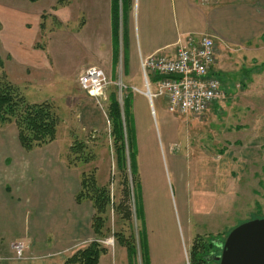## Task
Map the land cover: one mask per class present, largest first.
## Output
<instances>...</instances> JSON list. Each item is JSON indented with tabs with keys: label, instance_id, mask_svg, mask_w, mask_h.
<instances>
[{
	"label": "rangeland",
	"instance_id": "374dc122",
	"mask_svg": "<svg viewBox=\"0 0 264 264\" xmlns=\"http://www.w3.org/2000/svg\"><path fill=\"white\" fill-rule=\"evenodd\" d=\"M209 3L226 7L239 4L243 21L238 23L234 17L230 30L236 33L242 29L251 39L239 51L233 46L225 48L218 41L214 45L215 50L216 46L218 50L223 48L216 58L227 68L226 72L216 71L224 98L216 100L214 108L200 116L172 115L165 113L164 106L159 107L157 98L152 100L156 115L152 127L142 136L139 156L148 171V181L156 183L151 205L153 228H157L161 215L160 227L151 233L155 264H217L213 257L221 253L218 242L223 243L236 226L264 219V5L260 0ZM73 17L67 13V0H0V77H6L27 101L52 103L60 118L56 144H48L42 150L21 149L20 158L21 182L32 179L31 182L45 183L32 184L39 193L33 197L28 229L32 236L44 240L41 247L50 253L31 254L29 242L24 240L25 258L14 259L11 249L12 259L21 264H67V258L88 245L86 240H80L64 248L72 237V224L81 219V208L76 205L88 203L87 199L75 202L69 190L72 186L79 189L81 172L93 169L98 184H107L113 195L106 237L99 239L105 252L100 254L97 264H142L138 242L137 254L130 258L113 239L115 230L124 236L132 233L126 222L122 228L117 225L115 208L119 205L118 208L126 206L131 211L130 223L137 241L138 231L143 233L139 190L135 183L136 215L132 177L128 171L130 191L126 199L122 196L123 176L115 165L106 116L111 92L107 91V100L100 104L88 96L78 87V76L74 74L80 60L66 55L67 19ZM237 56L244 61V71L234 64ZM150 90L153 91L151 84ZM125 95L123 91L122 98ZM12 127L5 130L14 140ZM168 134L172 144L166 143ZM77 140L84 142L85 151L90 150L95 159L68 167V148ZM130 149L135 150L131 138ZM9 158L14 157L10 154ZM178 186L185 197L178 193ZM65 190L67 194L63 193ZM15 221H11L9 230L0 229L2 247L23 230L22 225L21 231L15 230ZM79 238L80 234H75L71 241ZM37 249L41 251L39 245ZM202 254L204 261H200Z\"/></svg>",
	"mask_w": 264,
	"mask_h": 264
},
{
	"label": "crops",
	"instance_id": "0c3cea01",
	"mask_svg": "<svg viewBox=\"0 0 264 264\" xmlns=\"http://www.w3.org/2000/svg\"><path fill=\"white\" fill-rule=\"evenodd\" d=\"M260 4L264 5V0H260ZM239 6V4H230L227 7L217 6L216 3H209V0H67V13L74 17L67 19L66 55L71 60H80L79 68L74 74L78 76L85 68L96 66L101 68L111 81L115 82L120 79L128 87L124 97L127 103L131 139L135 143L136 181L139 190L137 200L140 199L142 229L150 264L156 262L151 253L154 244L151 233L160 227L161 215L157 228H153L151 205L154 201L153 189L156 183L148 181V171L141 164L139 150L143 138L152 127L151 122L155 118L156 110L151 106L153 102L150 104L144 94L132 92L129 87L144 88V79L139 64L141 56L149 55L155 51L173 54L177 41H181L187 35L207 34L213 38L215 45L218 41L225 48L233 46L235 51L243 49L250 42L249 33H245L242 29L236 33L230 30L234 17L238 18V23L243 21V11ZM221 49L223 48L218 50L216 46L215 61L211 67V73L218 76L219 80V72L227 71L224 63H219L216 58V54H219ZM246 49L249 48L246 47ZM234 64L240 71H244V61L241 56H237ZM157 79V76H150L153 91H156ZM109 89L108 94L111 92L114 99L118 100L114 87ZM157 99L159 107L163 108L164 106L165 113H167L166 98L157 97ZM210 107H213V104ZM10 126L13 125L0 130V229L7 228L9 230V227L12 226L11 221L16 219L15 230L21 231V225L23 230L14 236L16 238H12L8 242L9 245L8 243L5 247L0 245V264H21L20 261H14L11 255L10 246L16 240L29 242L28 252L31 254L50 253L49 250L41 247L44 240L40 241L36 236H32L28 229L30 210L34 206L33 197L39 193L35 187H32V184L45 183L31 182L32 179L21 182L22 148L18 143L14 126L12 127L15 132L13 133L14 140L7 136L5 129ZM140 127L145 128L140 130ZM171 132H173L172 129ZM142 136L144 137L142 138ZM165 139L167 144H172L169 134ZM55 142L56 140L49 145ZM10 154L13 155V159L9 158ZM157 186L159 185L157 184ZM24 189L25 191L22 192ZM77 190L79 189L75 186L69 190L74 200ZM178 190V193L185 197L180 186H178ZM63 193L67 194L68 192L65 190ZM181 199L183 200V198ZM137 200L135 202L136 211ZM76 206L81 208V219L78 218L72 224V237L67 244L65 243L64 248L71 247L79 243L80 240L83 242L94 240L91 230L93 208L89 201L85 205ZM21 234L23 239H21ZM75 234H80V238L71 241ZM221 244L218 242L219 247ZM38 245L41 251L37 249ZM13 258L15 259V257ZM179 259L181 260V257Z\"/></svg>",
	"mask_w": 264,
	"mask_h": 264
},
{
	"label": "trees",
	"instance_id": "16d2710c",
	"mask_svg": "<svg viewBox=\"0 0 264 264\" xmlns=\"http://www.w3.org/2000/svg\"><path fill=\"white\" fill-rule=\"evenodd\" d=\"M2 65L3 61L0 58V67ZM109 97L106 116L110 126V137L115 155L116 169L123 176L121 180L124 188L122 196L128 199L130 191L128 190V184L130 183L128 178L129 171L132 177V195L135 201L136 196L133 186L135 183L138 186V183L136 181L135 151L132 152L130 149L131 130L129 127L126 98H123L122 105L120 106L111 93ZM59 122L60 118L52 103L48 101L31 103L18 93L16 86L9 82L6 77H0V130L9 125H13L16 129L18 143L23 150L29 151L42 148L54 142L56 140ZM68 150L66 155V165L68 167H77L79 163L88 164L95 159V156L90 150L86 149L85 151V145L82 141H74ZM94 171L92 169L88 172H81L79 175V190L75 195L76 202L85 199L91 202L93 208L91 230L94 235V240L67 258L65 261L67 264H97L100 254L105 252V248L100 245L101 241L99 239L104 240L103 238L106 237L105 225L109 219L110 208H113V195H111L107 184H98ZM119 206L115 208L117 225L122 228L123 222H126L127 227L130 225L129 228H132V233L124 236L123 233L115 230L113 232L114 241L125 249L126 254L130 258H135V254H137L136 242H138L141 263L149 264L144 232L138 231L137 241L130 223L132 217L131 211L126 206L118 208ZM135 213L137 215L136 208ZM203 254L200 255V261H204L202 259Z\"/></svg>",
	"mask_w": 264,
	"mask_h": 264
},
{
	"label": "built area",
	"instance_id": "2783aa9c",
	"mask_svg": "<svg viewBox=\"0 0 264 264\" xmlns=\"http://www.w3.org/2000/svg\"><path fill=\"white\" fill-rule=\"evenodd\" d=\"M214 40L207 34L187 35L177 41L173 54L155 51L141 56L139 64L144 79V88L129 87L132 92L144 94L150 104L153 98L164 97L167 112L172 115L195 114L200 116L209 110L218 99L224 98L219 78L211 73L215 61ZM157 76L156 91L150 90V76ZM79 88L97 103L107 100L109 87L117 90L118 102L123 101L127 91L120 79L113 82L99 67L89 66L78 75ZM152 106V104H151ZM153 114V111L151 112ZM15 259H24L27 244L24 241L11 243Z\"/></svg>",
	"mask_w": 264,
	"mask_h": 264
},
{
	"label": "water",
	"instance_id": "95a60500",
	"mask_svg": "<svg viewBox=\"0 0 264 264\" xmlns=\"http://www.w3.org/2000/svg\"><path fill=\"white\" fill-rule=\"evenodd\" d=\"M220 247L219 264H264V219L236 226Z\"/></svg>",
	"mask_w": 264,
	"mask_h": 264
},
{
	"label": "flooded vegetation",
	"instance_id": "af4514ba",
	"mask_svg": "<svg viewBox=\"0 0 264 264\" xmlns=\"http://www.w3.org/2000/svg\"><path fill=\"white\" fill-rule=\"evenodd\" d=\"M220 249H221V247H220ZM215 256L217 257L218 255H215ZM215 256L213 257V261H214V262L216 261L217 264H218V263H219V260H217Z\"/></svg>",
	"mask_w": 264,
	"mask_h": 264
},
{
	"label": "bare ground",
	"instance_id": "6f19581e",
	"mask_svg": "<svg viewBox=\"0 0 264 264\" xmlns=\"http://www.w3.org/2000/svg\"><path fill=\"white\" fill-rule=\"evenodd\" d=\"M166 54V53H165Z\"/></svg>",
	"mask_w": 264,
	"mask_h": 264
}]
</instances>
